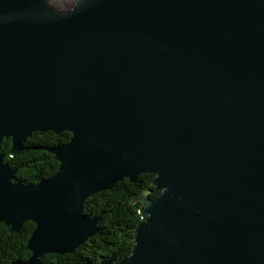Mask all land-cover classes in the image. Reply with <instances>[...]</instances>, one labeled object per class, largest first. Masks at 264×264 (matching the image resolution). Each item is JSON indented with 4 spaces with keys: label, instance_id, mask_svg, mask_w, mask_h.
<instances>
[{
    "label": "water",
    "instance_id": "obj_1",
    "mask_svg": "<svg viewBox=\"0 0 264 264\" xmlns=\"http://www.w3.org/2000/svg\"><path fill=\"white\" fill-rule=\"evenodd\" d=\"M34 131L71 136L25 184L5 157ZM142 173L114 264H264V0H0V222L35 223L10 264L73 254L85 200Z\"/></svg>",
    "mask_w": 264,
    "mask_h": 264
},
{
    "label": "trees",
    "instance_id": "obj_2",
    "mask_svg": "<svg viewBox=\"0 0 264 264\" xmlns=\"http://www.w3.org/2000/svg\"><path fill=\"white\" fill-rule=\"evenodd\" d=\"M71 133L63 131H34L22 144L16 155L5 157L11 168L15 169V180L25 184H36L53 175L59 162L54 159L48 148L65 143ZM12 147V138L4 137L1 142L2 152ZM155 175L142 173L134 181L123 178L112 188L92 194L84 202L83 213L89 219H96L95 232L83 241L73 254L44 255L39 264L91 263L111 261L113 264L127 257L134 244L135 227L140 220V201L134 199L142 193L148 197L157 196L160 191L152 185ZM35 228L31 220L25 221L16 232H10L0 222V264H10L16 259H28L31 252L27 242Z\"/></svg>",
    "mask_w": 264,
    "mask_h": 264
},
{
    "label": "bare ground",
    "instance_id": "obj_3",
    "mask_svg": "<svg viewBox=\"0 0 264 264\" xmlns=\"http://www.w3.org/2000/svg\"><path fill=\"white\" fill-rule=\"evenodd\" d=\"M57 1V0H56Z\"/></svg>",
    "mask_w": 264,
    "mask_h": 264
},
{
    "label": "rangeland",
    "instance_id": "obj_4",
    "mask_svg": "<svg viewBox=\"0 0 264 264\" xmlns=\"http://www.w3.org/2000/svg\"><path fill=\"white\" fill-rule=\"evenodd\" d=\"M58 1V0H57Z\"/></svg>",
    "mask_w": 264,
    "mask_h": 264
}]
</instances>
